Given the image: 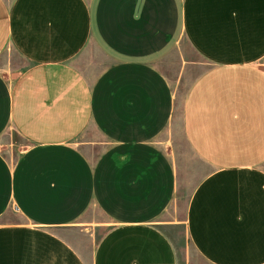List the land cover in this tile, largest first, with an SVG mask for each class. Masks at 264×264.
Segmentation results:
<instances>
[{
    "label": "crops",
    "instance_id": "crops-1",
    "mask_svg": "<svg viewBox=\"0 0 264 264\" xmlns=\"http://www.w3.org/2000/svg\"><path fill=\"white\" fill-rule=\"evenodd\" d=\"M10 52L0 264H264V0H0Z\"/></svg>",
    "mask_w": 264,
    "mask_h": 264
},
{
    "label": "rangeland",
    "instance_id": "rangeland-1",
    "mask_svg": "<svg viewBox=\"0 0 264 264\" xmlns=\"http://www.w3.org/2000/svg\"><path fill=\"white\" fill-rule=\"evenodd\" d=\"M185 52L187 53L188 56L194 58L195 56L194 53L189 49V47L186 44H185ZM9 55L11 57H9ZM16 60L17 59L15 55L13 56L11 52L8 53V56L5 55L0 59V69L8 70L11 63L15 64ZM18 65L21 66L23 64L19 63ZM168 68L169 66L166 67L167 70ZM186 87L187 84L185 82L183 86V90L185 92H186ZM0 147L2 151L6 153V155L16 156L19 155L21 151H24L26 149V144L16 133H11L7 135L3 140H1ZM182 150L184 156L183 159L184 175H182V178L180 180L179 193L177 197L178 210L174 212L172 216V218H177L178 220H181L183 218L190 195L193 189L195 188V186L197 185L198 181L201 179V175L199 174V171L196 172L197 170H193V168H198L199 163H197V161L193 159V156L190 154L187 145L183 144ZM171 236L181 255L182 253L186 255L187 251L189 249L191 250V245L187 238L184 227L174 228L171 233ZM196 263L206 264L202 258H198Z\"/></svg>",
    "mask_w": 264,
    "mask_h": 264
}]
</instances>
